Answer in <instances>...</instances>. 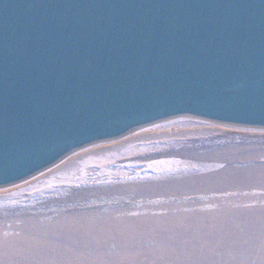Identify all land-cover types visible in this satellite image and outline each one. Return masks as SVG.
I'll return each instance as SVG.
<instances>
[{"label": "water", "instance_id": "1", "mask_svg": "<svg viewBox=\"0 0 264 264\" xmlns=\"http://www.w3.org/2000/svg\"><path fill=\"white\" fill-rule=\"evenodd\" d=\"M177 118L264 130V0H0V189Z\"/></svg>", "mask_w": 264, "mask_h": 264}, {"label": "rangeland", "instance_id": "2", "mask_svg": "<svg viewBox=\"0 0 264 264\" xmlns=\"http://www.w3.org/2000/svg\"><path fill=\"white\" fill-rule=\"evenodd\" d=\"M204 122L215 131L86 163L201 168L35 194L0 189V264H264V130Z\"/></svg>", "mask_w": 264, "mask_h": 264}, {"label": "bare ground", "instance_id": "3", "mask_svg": "<svg viewBox=\"0 0 264 264\" xmlns=\"http://www.w3.org/2000/svg\"><path fill=\"white\" fill-rule=\"evenodd\" d=\"M208 125L209 123H205L204 121L199 122L189 118H177L170 121L160 122L133 132L126 137L121 138V140L119 139L118 141L115 140L99 143L97 145L87 147L88 149L84 148L86 150L82 149L75 152L51 169L6 189L3 188V192L7 195H15L21 191L25 194H35L36 191L48 186H69L73 183L75 185L82 183H102L122 178L150 177L167 172L201 168L198 165L192 164L191 166L182 161L171 160L140 165H119L114 162L106 161L105 163L103 162L104 166H97L96 168L90 165L92 163L101 162H97L99 154H105L106 152L112 151L120 152L121 149L127 145H129V147H168L173 143L185 140L186 137L191 136L190 138H192V135L195 134H210L214 132L215 128ZM89 162H91V164L87 165L86 163ZM66 173L69 175L64 177L63 174ZM36 186L37 188L35 189Z\"/></svg>", "mask_w": 264, "mask_h": 264}]
</instances>
